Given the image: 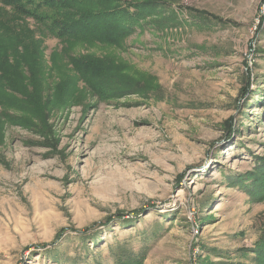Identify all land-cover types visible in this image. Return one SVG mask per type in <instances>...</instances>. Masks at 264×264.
<instances>
[{
    "label": "rangeland",
    "instance_id": "374dc122",
    "mask_svg": "<svg viewBox=\"0 0 264 264\" xmlns=\"http://www.w3.org/2000/svg\"><path fill=\"white\" fill-rule=\"evenodd\" d=\"M156 5L122 43L28 17L59 92L31 110L32 64L0 90V264H264V0ZM76 57L124 81L92 91Z\"/></svg>",
    "mask_w": 264,
    "mask_h": 264
},
{
    "label": "trees",
    "instance_id": "16d2710c",
    "mask_svg": "<svg viewBox=\"0 0 264 264\" xmlns=\"http://www.w3.org/2000/svg\"><path fill=\"white\" fill-rule=\"evenodd\" d=\"M150 2L156 5V0ZM0 3L9 8V10L2 8L6 14L0 15V90H4L8 85L21 94H27L25 83L20 76L14 78L13 75L15 73L23 75L22 67H30L29 65L32 64L34 68L29 69L28 81L33 91L28 106L31 110L41 113L39 115H46L47 111L41 109L43 92L46 90L49 92L54 85L53 92L49 94L57 97L59 85L58 83L52 85L48 75L42 74L40 70L42 66L39 49L42 40L36 39L35 31L27 22L28 17L34 18L39 23L41 34L55 36L65 45L85 41L90 43L95 40L122 43L128 29L134 23L153 7H159L148 3L141 4L137 5L140 13H131L127 9L118 8L114 0H0ZM76 58L71 59L73 69L92 91L96 90L102 94L108 90V86L114 87L124 81L122 72H111L106 64L97 60ZM36 64L40 67L39 72ZM65 76L64 74L62 79H65ZM64 94L62 102L74 96L75 90L66 88ZM263 180L264 175L256 178L260 184ZM110 221L111 219L105 223L108 224ZM91 228L87 227L80 232L86 233Z\"/></svg>",
    "mask_w": 264,
    "mask_h": 264
}]
</instances>
